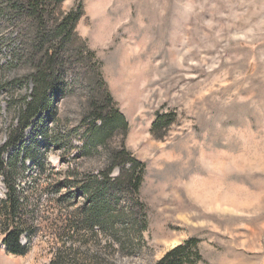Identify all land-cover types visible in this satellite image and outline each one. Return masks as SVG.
<instances>
[{
    "label": "rangeland",
    "instance_id": "obj_1",
    "mask_svg": "<svg viewBox=\"0 0 264 264\" xmlns=\"http://www.w3.org/2000/svg\"><path fill=\"white\" fill-rule=\"evenodd\" d=\"M48 11L49 25L78 14L71 48L81 50L66 59L52 109L24 132V146L36 138L31 150L42 166L25 162L13 173L25 205L17 216L28 225L24 254L3 246L0 177V264H156L189 239L199 256L191 264H264V0H62ZM2 13L0 144L16 108L8 103L32 94L15 82L28 66L8 64L10 51L28 41L18 37L28 24ZM94 77L124 115L125 150L144 165L136 205L109 199L114 227L95 235L76 228L87 197L68 186L104 167L102 149L80 150ZM120 207L131 215L127 226Z\"/></svg>",
    "mask_w": 264,
    "mask_h": 264
},
{
    "label": "trees",
    "instance_id": "obj_2",
    "mask_svg": "<svg viewBox=\"0 0 264 264\" xmlns=\"http://www.w3.org/2000/svg\"><path fill=\"white\" fill-rule=\"evenodd\" d=\"M61 1L0 0V11H5L0 13L11 16L17 26L28 24L25 26V33L18 35V37L25 36L28 41L20 42L22 50L14 48L10 51L11 60L8 64L16 62L28 66L22 79L19 77L15 82L19 86L28 85L29 91H32L29 97L19 95L15 101L8 103L16 108L6 129L3 143L0 144V177L7 186L4 210L7 212L9 225L5 227L2 241L6 251L13 255L25 253V247L20 244V236L27 232L24 219L21 220V217L17 216L20 207L25 205L18 199L19 190L14 184L16 179L13 173L17 164L25 169L27 166L25 162L33 167H42L36 165L38 150L37 154L36 151L31 150L32 146L38 145L36 138L33 136L29 139L28 146H24V132L32 125L35 117L46 109H52V99L63 90V72L66 70L64 65L67 60H73L76 53L78 54L74 49L81 50L78 47L71 48L75 36L72 32L78 19L77 13L51 17L52 23L50 25L47 23L50 14L49 5L55 2L60 4ZM63 48L65 54L61 53ZM57 79L59 81L53 83ZM101 85L100 80L95 77L89 82L88 106L83 110L82 117L85 135L80 150L85 153L102 149L104 167L94 175H84L79 182L70 183L71 185L68 183L69 188H79V191L87 197L86 206L80 209L79 219L75 222L76 228L82 226L93 235L96 234L94 229L104 232L110 230L109 227H114V211L109 199L118 201L123 198L136 205L133 197L138 193L144 173V165L130 157L124 148L127 127L124 115L115 107L110 94L101 90ZM166 117L163 116L160 122L155 120L152 129L162 124ZM39 136L45 141L49 137L45 131ZM114 136L122 137L120 148L109 144ZM47 144L44 142L43 147L47 148ZM116 166L120 167L119 174L111 177L110 174ZM117 214L121 226H127L131 215L124 212L121 207ZM195 246L194 239L186 240L166 252L156 264H191L194 258L199 257Z\"/></svg>",
    "mask_w": 264,
    "mask_h": 264
}]
</instances>
